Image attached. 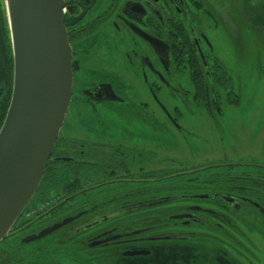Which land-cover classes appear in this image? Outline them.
<instances>
[{"label": "flooded vegetation", "instance_id": "1", "mask_svg": "<svg viewBox=\"0 0 264 264\" xmlns=\"http://www.w3.org/2000/svg\"><path fill=\"white\" fill-rule=\"evenodd\" d=\"M63 12L73 80L51 161L67 159L74 179L52 198L30 202L0 243V264H264V173L217 161L189 172L225 173L186 177L177 159L152 152V161L174 168L134 177V149L99 141L109 130L102 113H127L165 142L199 140L210 148L202 135L243 119L249 103L229 89L219 42L231 54L242 51V30L263 40L264 0H63ZM4 52L0 38V59ZM159 138L149 147L165 152ZM143 182L152 188L140 194L134 183ZM172 200L179 202L173 212ZM147 215L169 222L125 226ZM136 251L146 254L127 255Z\"/></svg>", "mask_w": 264, "mask_h": 264}, {"label": "water", "instance_id": "2", "mask_svg": "<svg viewBox=\"0 0 264 264\" xmlns=\"http://www.w3.org/2000/svg\"><path fill=\"white\" fill-rule=\"evenodd\" d=\"M3 5L13 78L0 128V243L39 188L68 112L73 80L63 0H3Z\"/></svg>", "mask_w": 264, "mask_h": 264}, {"label": "rangeland", "instance_id": "3", "mask_svg": "<svg viewBox=\"0 0 264 264\" xmlns=\"http://www.w3.org/2000/svg\"><path fill=\"white\" fill-rule=\"evenodd\" d=\"M219 44L224 47V52L218 58L221 61L223 69L229 74V89H232L231 92L233 94H238V98H246L249 100L248 105L245 106V109H247L245 112L246 116L241 120L224 122L221 127L217 126L218 132L213 133L211 137L203 134L202 136H205L209 140V148L208 143H203L199 140L193 141L186 139V142L182 140L183 143H180V145L176 141H171V139L169 142H165L166 137H162V135L156 137L150 128L141 124V119L139 118H133L127 113L126 115L123 114V116L116 117L115 115L109 116L103 112L101 124H103V127L107 126L109 130L104 136V139H100L99 141L102 142V140H105L106 142L112 143V145L118 144L129 149H134V177L151 174L154 168L160 170L168 168V166L174 168L172 165L165 164L164 162H157V159L163 158L164 155L177 159L180 162V166L177 165L175 167L181 168V170L189 169L187 171L188 174L191 173L189 171L193 167L211 165L217 161L226 164L240 162L243 166L232 164L236 166L235 169L239 170L240 168H244L248 173H264V38L261 40L257 37L250 36L242 30L241 43L239 44V48L242 51L236 52V48H234V52L232 51L231 54L226 52L223 40H220ZM186 124L196 125V123ZM93 127L99 130V124L93 125ZM68 130L69 126L65 125L62 133L68 132ZM124 131L132 135L134 134V141H131L133 138L132 135ZM168 137L170 138L169 135ZM176 137L178 138V136ZM157 138L161 139L160 144L166 147L165 152L152 150L149 147L152 145L151 140H157ZM64 152L66 154L64 155L65 158H68L69 154H71L67 151ZM152 152L158 154L157 159H154V161H152ZM53 166L62 167L61 164H55ZM222 172L225 173V169L216 168L198 171L189 176L207 178ZM62 177L64 178L60 180V186L62 184L69 186V179H74L73 175L68 174ZM172 182L170 183L172 184ZM85 183L87 182H81L83 185ZM158 183L160 185H167L168 180ZM86 186L88 185L86 184ZM145 187L149 188L151 184H146ZM67 190L65 189L64 192H67ZM176 191L180 192L179 190ZM185 192H189V190H185ZM201 192L206 191L201 190ZM192 202L190 200H184L183 204L186 203L185 205L188 206ZM176 203L177 205L179 204L177 201ZM184 229L185 231L193 232L197 230L193 226L185 228L179 225L174 230L184 231ZM64 244L65 246L70 245L67 244V241ZM75 253L76 257H82L80 249L75 251Z\"/></svg>", "mask_w": 264, "mask_h": 264}, {"label": "trees", "instance_id": "4", "mask_svg": "<svg viewBox=\"0 0 264 264\" xmlns=\"http://www.w3.org/2000/svg\"><path fill=\"white\" fill-rule=\"evenodd\" d=\"M0 24H1L0 26L1 46L5 50L4 52L5 55L1 56V59H0V128H1L6 112H7V109H8V106H9V102H10L11 91H12V78H13L12 50H11L9 30H8L5 11H4L3 0H0ZM3 61L5 62V65L3 64ZM55 164H61L62 167L53 166ZM68 168L69 166L66 163H63V161H55V160L51 161L50 160L47 164V168L42 178V181L39 185V188L36 191L33 199L31 200V203L34 200L39 199L41 196H50V198H52L53 195L58 194L59 189L57 187L59 183L61 182L60 180L64 178L62 176L68 174L66 172ZM62 170H64L65 172H62ZM191 174L193 173H190V174L185 173V175H187L186 177H192V176H189ZM140 178H149V175L146 174V175L141 176ZM146 184L148 183H144V182L139 183V184L134 183V186H138L136 189H138L139 192H141L140 194H144L143 190L146 189L145 187ZM171 187H174V185L172 184ZM193 188L195 187L188 186L185 188L182 186V187H179V190L181 191L191 190V189L193 190ZM170 205L172 207L170 211L173 212L176 209L175 207H177V203L176 201L172 200ZM126 220H128V222H125V226H131L134 228L143 227V226L152 225V224H155V225L166 224L167 222H169L166 217L159 216V215L158 216L147 215L145 217H142L140 220H137L136 218L134 219L127 218Z\"/></svg>", "mask_w": 264, "mask_h": 264}]
</instances>
